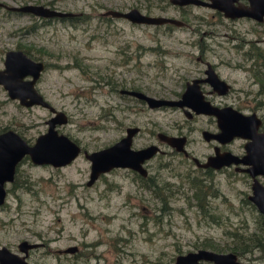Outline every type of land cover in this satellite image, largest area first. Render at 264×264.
<instances>
[{
    "label": "rangeland",
    "instance_id": "374dc122",
    "mask_svg": "<svg viewBox=\"0 0 264 264\" xmlns=\"http://www.w3.org/2000/svg\"><path fill=\"white\" fill-rule=\"evenodd\" d=\"M0 2L46 4L87 18L74 23L60 18L45 22L42 17L0 7V68L9 49L24 50L21 46L29 45L32 57L41 55L47 66L37 87L68 115V122L57 128L89 152L117 141L128 125L141 129L133 148L147 143L153 132L181 130L191 138L189 149L198 155L208 151L200 131L190 127H198L200 119L190 121L175 108H150L118 90L138 88L156 97L176 98L188 72L195 69L191 61L197 60L201 46L216 49L205 52L208 59L216 60L211 54L217 53L219 58L241 60L231 47L239 42L236 37H257L253 31H244L246 21L236 24L239 31L209 23L216 20L210 9H201L206 12L207 23L201 25L205 31H156L151 25L100 16L108 8H125L134 0ZM32 24L35 29L27 31ZM223 73L232 75L237 85L246 75ZM51 115L45 107L21 105L0 85V131L12 128L31 144L46 131ZM162 149L165 152L150 159L154 177L148 187L127 169L101 174L87 185L90 160L83 152L60 167L34 164L25 156L16 169L18 183L6 184V201L0 205V245L18 252L22 239L42 242L30 251L29 264H174L176 255L198 248L232 251L234 234L261 233L259 212L246 202L250 179L245 174L220 169L211 182L182 154L165 145ZM187 174L199 175L212 188L200 206ZM72 245L77 252H60ZM259 247L235 253L245 264H264Z\"/></svg>",
    "mask_w": 264,
    "mask_h": 264
},
{
    "label": "water",
    "instance_id": "95a60500",
    "mask_svg": "<svg viewBox=\"0 0 264 264\" xmlns=\"http://www.w3.org/2000/svg\"><path fill=\"white\" fill-rule=\"evenodd\" d=\"M177 4L195 3L213 8L222 9L226 16H250L261 19L264 16V0H251L250 7L231 6L233 0H171ZM4 5L8 10L33 14L41 17H66L74 15L71 11H64L51 8L44 4H23L20 6ZM106 14L116 17H124L135 23L160 24L164 22H174L181 24L182 21L166 16H149L133 8L128 11L109 9ZM4 67L0 68V85H2L8 96L17 99L23 106L39 105L47 108L52 115L47 119V130L40 133L33 143H28L16 130L6 128L0 131V205L4 204L7 196L6 184L15 180L18 163L28 156L34 164H50L60 167L72 162L81 152V146L65 133L59 132L57 126L68 122V115L65 111L57 109L52 105L36 88V82L45 69L43 60H36L28 55L23 49H9L5 52ZM217 77V76H216ZM193 82H197L193 80ZM195 84H188L179 98L156 97L142 90L121 88L120 93H127L147 102L149 107L178 106L184 107L189 104V100L197 101V106L192 107L196 112H208L218 117L221 132L213 134L220 140H225L222 136L229 138L233 136H243L249 138L245 145V155L242 157L231 152L217 153L211 155L203 163L197 157L194 160L202 166H213L220 168L230 164H245L248 167L242 170L255 176L264 175V132L257 133L256 126L259 119L255 115H244L241 112L208 106V102L203 100L200 93H193ZM200 94V95H199ZM255 122L254 129H251L248 121ZM138 126H128L126 134L109 146L94 151L83 150L84 156L90 160V173L87 185H92L98 177L109 171L113 167H127L146 174V169L142 163L151 158L161 149L157 144H150L141 148H133L132 140L138 131ZM159 136L170 146L178 151L187 153L184 146L186 136L166 135L160 132ZM222 137V138H221ZM258 210L264 214V184L254 178L252 183V194L249 196ZM38 242H31L22 239L18 244V252L11 250L6 245H0V264H29L26 259L28 249L38 246ZM78 247L68 246L63 251L74 253ZM202 260L212 261L213 264H245L238 259L234 251L218 252L208 248H198L175 257L174 264H202Z\"/></svg>",
    "mask_w": 264,
    "mask_h": 264
},
{
    "label": "flooded vegetation",
    "instance_id": "af4514ba",
    "mask_svg": "<svg viewBox=\"0 0 264 264\" xmlns=\"http://www.w3.org/2000/svg\"><path fill=\"white\" fill-rule=\"evenodd\" d=\"M134 1L135 3H133L132 5L131 3H129L130 6L128 7H125V8L120 7L123 10L118 9V8H108L105 11L101 12L100 16H102L104 19L120 18V19L130 21L127 18L116 17V16H113L112 14H106L105 12L109 9H116L119 11H128L130 9L136 8L145 15L166 16V17L176 18L182 21L181 24H177L174 22L149 24V23H135V22L130 21L133 24L151 25L156 29V31H176V29L186 30V31H201V30L205 31V29H202L201 25L202 23H207V18L205 17L206 12L201 11V9L211 10L210 16L213 17L212 19H216V20L215 21L210 20L209 23L221 24L225 27H228L230 31H239V29L236 27V24L241 21H246L249 23L248 27H246L244 31H249V32L253 31L255 35H257V37L251 38V39L250 38L246 39L245 37H242V38L236 37L237 39L239 38L238 40L239 42L234 43L232 44L233 46H231V47H235V53L236 55H240L241 60L219 58L217 53L211 54V56H215L217 58L216 60L214 58L213 60L208 59L205 52L208 51V52L214 53L216 52V49H213L212 47H208V46L206 47L201 46L200 54L196 56L197 60L191 61L193 64H195V69L188 72V75H189L188 78L184 79L183 84L181 85L179 91L175 93V95H177L176 98H179L188 84H195V86H193V89L191 86L193 93L195 92L200 93L201 96L203 97V100L208 102V106H212L214 108H219V109H225L229 112L231 109H233L247 116L253 114L260 121L259 124L256 126V132L257 133L264 132V45H263L264 44V16H262L261 19L253 18L250 16L230 17V16H226V14L224 13L222 9L213 8L210 6L200 5V4H195V3L177 4V3L171 2V0H134ZM231 6L250 7L252 6V4H251V0H233V2L231 3ZM0 7H5V6L0 5ZM49 7L55 8L52 6H49ZM73 13L74 15L72 16L50 17V18H53V19L60 18L62 20H65V19L67 20L68 18H78L82 15V13H76V12H73ZM30 15H33V14H30ZM38 17H41V16H38ZM42 18H47V17H42ZM36 60H42V59H36ZM46 66H47V63H45V67ZM223 70H226L230 74H234L239 71L245 72L246 73L245 79L242 83H238L237 85L236 81L233 80L232 75L224 74ZM193 80H196L197 82L194 83ZM36 88L40 92V90L37 87V82H36ZM123 88H126V87H123ZM120 89L118 90L119 93H120ZM127 89H134V88H127ZM137 90L139 89L137 88ZM120 94L126 95L130 97L131 99L137 100L148 106L147 102L143 99H139L127 93H120ZM170 98H173V97H170ZM196 102L197 101L193 102V100L192 101L189 100V104H186L184 107L165 105V106H160V107H155V108H175V109L181 110L186 116V118L190 121L197 120V118L198 120L200 119L201 124L198 127L194 125L190 127L195 128L198 131H200L201 137L203 141L205 142L206 149L208 151H203L201 152V155H198L193 149H189L188 144L191 142V138L189 134H186V133L184 134L181 130H177L176 132H167V131H157L155 133L153 132L152 139H150L147 143L143 144L141 147H145L150 144H157L161 149V151L157 153L165 152L162 149L163 145L170 147L172 152L177 153V154H182L186 159L190 160L197 169L202 170L204 175H208L211 182H213V173L220 169L233 168L235 171L245 174L247 178L250 179V193L247 194L246 202L252 205L253 208L257 209V211L259 212V216L260 215L264 216V214H262L258 210L256 204L249 198V196L252 194V183L254 181V178H256L258 181L264 184V175L262 174H258L255 176L250 175L248 172L242 170L243 168L248 167L247 165L242 164V163L240 164L232 163L227 166L216 168L213 166H202L201 164H198V162L194 160V157H197L199 159V162L203 163L207 160L209 156L217 154V153L221 154L227 151L242 157L246 153L245 145L250 140L249 138H246L243 136H233L229 138L223 135L222 137L225 138V140L222 141L218 139L217 137L213 136V134H218L219 132H221V126L219 125L218 117L215 114L208 113V112H203V111L196 112V110L191 106L192 103L193 105L197 106ZM248 124L250 125L251 129H254V125H255L254 121L249 119ZM128 126H138V125H128ZM128 126L125 127L124 133L122 136L126 134V129L128 128ZM47 127H48V124H47ZM140 130L141 129L139 127L138 131L134 134L133 139L140 132ZM160 132L165 133L166 135H175V136L185 135L186 141H185L184 146L187 150V153H184L183 151H178L174 147L170 146L167 142H165L162 139L161 136H159ZM121 137H119V139ZM141 147H138V148H141ZM83 150L84 149L81 146V152H83ZM156 154H154L151 158H153ZM151 158L146 159L142 163L143 167H145L146 169L145 175H143L140 171L134 170L132 168H127V167H113L109 171H112L115 169H127L133 172L137 180H141V178L153 180L154 176L150 173L151 171V160L150 159ZM150 185H153V184L150 182ZM145 187H148V185H146ZM38 243H39L38 246L28 249L26 259L29 257V253L31 250L36 249L37 247H40L43 244L42 242H38ZM63 250H60V252L69 253V252H64ZM77 251L78 249L76 250V252ZM201 263L202 264H213L212 261H208V260H205V261L202 260Z\"/></svg>",
    "mask_w": 264,
    "mask_h": 264
},
{
    "label": "trees",
    "instance_id": "16d2710c",
    "mask_svg": "<svg viewBox=\"0 0 264 264\" xmlns=\"http://www.w3.org/2000/svg\"><path fill=\"white\" fill-rule=\"evenodd\" d=\"M12 12H16V11H12ZM43 19H46L45 22H49L50 19H53V18H43ZM77 19L86 20L87 18L86 17L68 18L67 20H70V22L74 23V21H76ZM29 27L30 28H28L27 31H32L35 29V24H32ZM28 46L24 45L21 47H24V50L26 51V53L33 55V53H31V50L28 48ZM36 56H38V55H36ZM37 59H42L41 55H39V58H37ZM199 177H200L199 175L187 174V177H185V178H187V182L189 184V187L193 189L194 197H196L198 199V202H199L198 204L200 206V203H201L200 201L202 200V198H205V196L209 193V191L212 188H210L209 185L205 184L202 181L203 179H199ZM18 181H19V175L17 174V171H16L15 180L13 181L14 185L17 184ZM141 183L144 187L146 185L150 186V179L141 178ZM170 185H172V184H170ZM159 188H161V187H159ZM154 191L157 195H159V196L161 195L160 190H154ZM215 194H216V192H215ZM260 218H261V220H259V221H261V222L258 226V230L261 233L258 234L257 232H254V233L247 235V236H244L242 234L241 235L234 234L235 241H233L232 246H230L232 251L238 252L239 254H244L247 252V249L252 251L253 247L261 246V248L259 247V249L264 252V216L260 215L259 219ZM236 238H237V240H236ZM238 239H239V241H238ZM213 247H215V246H213Z\"/></svg>",
    "mask_w": 264,
    "mask_h": 264
}]
</instances>
